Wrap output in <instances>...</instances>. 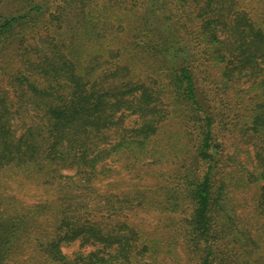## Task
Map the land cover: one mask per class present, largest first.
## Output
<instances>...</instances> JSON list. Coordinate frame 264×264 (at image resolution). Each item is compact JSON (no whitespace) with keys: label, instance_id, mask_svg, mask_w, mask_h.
<instances>
[{"label":"trees","instance_id":"16d2710c","mask_svg":"<svg viewBox=\"0 0 264 264\" xmlns=\"http://www.w3.org/2000/svg\"><path fill=\"white\" fill-rule=\"evenodd\" d=\"M153 211L168 234L133 218ZM177 244L264 264V0H0V264H162Z\"/></svg>","mask_w":264,"mask_h":264},{"label":"rangeland","instance_id":"374dc122","mask_svg":"<svg viewBox=\"0 0 264 264\" xmlns=\"http://www.w3.org/2000/svg\"><path fill=\"white\" fill-rule=\"evenodd\" d=\"M118 165V164H117ZM120 166L118 165V168ZM149 170V171H148ZM142 175L145 178H138L136 173L123 170L120 168V173L114 175L112 177L100 179L97 182L98 187L100 190L104 191L107 189L113 191H122L129 188V185L135 182H140L142 184H146L150 181L155 180V176L157 177V173L161 171L159 167H151ZM155 174V176H154ZM21 185V184H20ZM19 183L14 185V190L17 191L19 198L22 200V203L25 204H32V203H39L48 197L47 191L42 186H38L34 183L25 182L23 186H20ZM173 217V215L160 213V212H144L139 213L136 217V222H139L141 225L145 226L149 230H161L162 234H168L170 229H173L174 226L170 224V221L166 224V221L161 222V218L165 220L166 218ZM170 220V219H169ZM179 222L178 220H175ZM161 222V225L159 226ZM180 251V252H179ZM178 252V253H177ZM198 259L189 256L180 245H176V252L173 255L169 256L166 261L162 262V264H194L193 261H197Z\"/></svg>","mask_w":264,"mask_h":264}]
</instances>
